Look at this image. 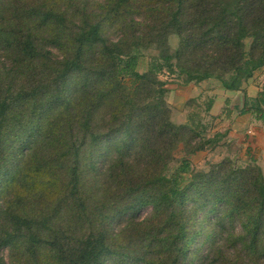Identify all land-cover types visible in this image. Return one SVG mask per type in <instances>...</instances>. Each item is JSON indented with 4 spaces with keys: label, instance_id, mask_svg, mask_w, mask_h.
<instances>
[{
    "label": "rangeland",
    "instance_id": "obj_1",
    "mask_svg": "<svg viewBox=\"0 0 264 264\" xmlns=\"http://www.w3.org/2000/svg\"><path fill=\"white\" fill-rule=\"evenodd\" d=\"M106 4L107 0H72L71 3L69 0H0V85L3 94L10 93L11 97L0 122V242L5 229V215L15 208L19 213H24L41 223L34 239L37 242L34 250L26 251L22 236L2 246L0 256L6 264L15 263L17 260L18 263L33 264V259H39L43 263L54 262L60 256L55 250H50L46 243H58L61 237L66 235V241L74 245L82 233L88 230L89 219L96 227L102 226L111 240V252L105 256L106 264H146V260L156 264L158 257L165 254L161 249L164 245L158 242L157 237H166L161 228L166 218L160 215L156 220L151 219V205L133 210L125 208L135 193L125 186L124 172L117 165L129 163L143 169L145 166L152 167L154 161L149 153L150 147L141 152L140 147L136 148V145L129 141L131 138L119 146L122 137L118 133L109 135L114 134L110 131L123 119L122 108L125 107L120 97L121 92L107 95V89H110L108 77L112 73L106 71L105 75L102 73L103 75L97 76L95 73L74 72L53 83L45 92L42 89L27 96H18L21 89L30 87L33 83H43L47 78V67L40 64V60V63L35 62L32 69L29 68L27 56L21 55L17 38L25 41L24 36L29 34L39 45V51L49 50L56 57L70 49L79 18L68 29H63L56 17L43 18L48 9L52 8L54 13H57L60 6L77 7V15L82 11L90 13L88 17L92 21L102 24L99 33L106 42H115L119 37H124L131 26L130 19L142 20L141 14H134V11L124 12L122 8L118 13H108L107 17ZM7 7L9 13H15L13 18L19 17L12 23L2 19L5 14L3 10ZM252 42V38L243 41L244 51H250ZM168 43L172 51L180 46L175 35L169 36ZM95 46V49L88 51L90 60L87 63L93 65L104 58L108 62L104 48ZM203 49H213V46L205 43ZM102 51L104 54H101ZM157 53L158 50L153 48L144 50L137 72L143 73L150 58ZM180 59L188 63L187 60L194 58L181 56ZM176 60L175 58L174 61ZM14 64L19 73H14L18 79L12 80L8 73ZM158 79L165 82L168 89V111L163 110V114H159L154 120V128L148 131L151 134V143L154 142L155 147L161 150L169 147L167 133H164L161 139L154 135L156 127L164 126L169 115L177 126L189 121L194 127V131H188L186 127L179 131V142L173 147V156L168 153L166 155L168 160L172 158L168 169L177 167L179 161L186 157L195 172H209L213 166L220 164L221 169H217V173H228L229 166L232 169L258 168L264 179V127L253 114L240 112L244 100L249 102L262 91L264 67L257 69L252 77L242 84L239 91L225 90L216 79L185 85L175 74L167 72L160 73ZM147 95V92L142 93L139 99L143 100ZM125 109L127 110V107ZM177 109L182 111H176ZM87 113L94 115L91 121L97 134V137L89 142L86 137L89 131H81ZM135 113V119L142 118L139 110H135ZM188 116L192 119H187ZM72 127L74 131L71 130ZM83 132L85 133L82 139L86 137L84 143L82 139L81 142L78 141L80 133ZM69 136L72 140H69ZM73 141H77V185L86 200L84 207L79 206L73 198L63 196L67 173L74 162L71 148ZM158 142L162 145L156 144ZM126 145L133 148L126 151ZM35 146H39L40 151L36 159L29 161ZM192 146L203 148L185 155V151ZM48 159L49 162L44 165ZM114 163L116 167L108 174L109 166ZM155 165L157 168L156 161ZM156 168L155 173L158 172ZM198 179L202 180L200 188L192 190L188 187L185 194L176 201L177 207L189 205L191 215L195 211L193 219L196 218V223L192 224L191 228L188 225L187 236L181 242L185 250L180 254L178 264H254L256 259L260 264H264V225L259 235L260 241L254 244V251L250 253L244 249L246 242L239 236V222H225L220 225L217 219L220 215H217L220 205L205 206L203 197L200 196L208 194L211 186L205 189L208 182L203 183V177ZM140 180V184L137 183L139 186L135 185L144 187L146 194L159 192L157 187L161 188L160 184H149L152 177L149 180ZM249 181L250 176H247L245 182ZM194 191L198 193L193 203L180 204ZM139 192L136 194H140ZM198 198H202L200 202ZM242 211L254 213L251 208ZM78 212L84 213L86 219L81 220ZM47 217L48 221H44ZM148 220L153 223L143 231V224ZM77 223L81 224L79 230L75 228ZM152 226L153 234L157 235V239L153 241L151 237H146ZM162 240L167 245V238ZM129 257L139 260L129 261Z\"/></svg>",
    "mask_w": 264,
    "mask_h": 264
},
{
    "label": "trees",
    "instance_id": "obj_2",
    "mask_svg": "<svg viewBox=\"0 0 264 264\" xmlns=\"http://www.w3.org/2000/svg\"><path fill=\"white\" fill-rule=\"evenodd\" d=\"M71 2L72 0H69V3ZM185 4L186 7H184ZM105 6H107V17L108 13H118L122 8L125 10L124 12L134 11V14H141L142 20L140 21L139 18L138 21L130 19L131 26L124 37H119L115 42H106L99 33L102 24L99 21H92L88 17L90 13L82 11L77 15L76 13L79 12L77 7L60 6L57 13H54L52 8L48 9L43 18L56 17L63 29H68L79 18V23L76 24L77 30L73 32L74 38L70 49L56 57L49 50L39 51V45L29 34L24 36L25 41L17 38L21 55L27 56L29 68L32 69L35 62L40 63V60H42L40 64L47 67L46 80L43 83H33L30 87L21 89L18 96H27L32 92H40L42 89L45 92L50 89L53 83L63 80L65 76L74 72L95 73L97 76L103 75L106 71L111 72L112 74L108 77L110 89H107V95L112 96L114 92H121L120 97L127 110L123 106V119L112 128L113 131H110L114 134L109 135L118 133L122 137L119 146L131 138L128 140L132 145H136V148L140 147L139 151L141 152L150 147L149 153L154 161L152 167L145 166L143 169L129 163H121L117 166L121 167V171L124 172L125 186L135 193L125 208L133 210L137 207L151 205L153 207L151 219L156 220L160 215L166 218V220L163 218L161 228L165 231L166 237L162 239L167 238V245L160 239L161 237L153 234V226L150 233L146 234L147 238L151 237V241L158 238V242L164 245L161 249L165 254L158 257L156 264H178L180 254L185 250L181 242L187 236L188 225L191 228V225L196 223V218L193 219L195 211L191 215L189 205L177 207L176 201L185 194L188 187L192 190L199 189L202 181L198 179L200 177H203V183L208 182L205 189L210 186L212 189L210 188L205 196L201 195L200 197L203 199L198 198L199 202L202 199L205 206L220 205L217 213V215L220 213L217 218L220 225L225 222L238 221L239 236L246 242L244 249L253 253V246L255 247L254 244L260 241L259 235L264 225V179L260 169L252 170L239 167L232 169L229 166V172L223 174L222 171L216 172L221 167L218 164L213 166L209 172H195L189 160L183 157L177 167L170 170L167 166L172 158L168 160L166 155L168 153L173 156V147L179 142L177 139L179 131L184 130L183 127L188 128V131H194V127L189 121L177 126L169 115L164 122L165 125L157 126V131L154 132V135L160 139L164 133L168 134L169 147L163 150L156 148L154 142L151 143V134L148 131L151 130L150 128H154V120L158 118L159 114H163V110L166 112L168 107L166 104L168 89L166 83L158 79L160 73L175 74L185 85L216 79L225 90L239 91L242 84L246 83L257 69L264 67V0H187V3L185 0H107ZM3 12L5 14L2 19H6L9 23L19 18H13L15 13H9L8 7ZM170 35L177 36L180 42L179 48L174 51L171 50L168 43ZM246 38L253 40L249 52L242 48ZM205 43L212 44L213 49L205 51L203 49ZM95 45L104 48L107 52L105 57L109 59L108 62L104 58L101 62L98 61L93 65L87 63L90 60L88 51L95 49ZM150 48L158 50V53L150 58L146 70L143 73H138L136 69L139 60L143 56L144 50ZM101 54L104 52L102 51ZM181 56L194 59L187 60L188 63H186L180 59ZM175 58L176 61H174ZM16 72L19 73V69L14 64L8 73L12 80L17 78L14 76ZM1 88L2 85H0V122H2L8 107L7 101L11 100L10 93L3 94ZM146 92L148 95L140 100L139 96ZM263 105L264 87L257 93L255 99L249 102L244 100L240 112L253 114L264 127ZM135 110H139L142 118L135 119ZM93 116L91 113L86 114L87 120L84 119L85 122L83 121L81 130L89 131L86 136L88 142L97 137L91 121ZM187 119H192V117L188 116ZM130 128L132 131H129ZM71 130L75 129L72 127ZM84 133H80L79 142H81ZM86 137L84 140L82 139L83 143ZM68 138L72 140L71 136ZM76 144L77 141L72 142L74 162L67 173L68 179L65 181L63 196L64 198H73L79 206L83 205L84 207L86 200L77 185ZM156 144H161V142ZM38 147H33L29 161L36 159L40 151ZM132 148L130 145H126L124 149L129 151ZM202 148L192 146L191 149L185 151V155L195 153ZM49 160H45L43 164L46 165ZM149 163L152 164L150 161ZM115 167V163L111 164L107 173L109 174ZM155 168L158 169L157 173H155ZM247 176H250L248 183L245 182ZM151 177L152 180L149 181V184L161 185V188L153 185L159 190L157 194H146L144 187H138L140 179L149 180ZM138 192L140 194H136ZM197 193L194 191L180 204L193 203ZM246 194L249 196H244ZM248 208H251L254 213L242 211ZM78 214L81 220L87 217L84 213L78 212ZM4 219L5 229H3L0 249L5 243L13 242L18 236L23 237L26 251L36 248L37 242L34 239L37 237L40 221L29 218L24 213H19L16 208L10 214L5 215ZM47 219L48 217L43 220L48 221ZM152 223V220L146 221L143 224V231L150 228ZM87 225L88 230L82 233L81 238L74 245L66 241L68 239L66 235L62 236L58 243L52 241L46 243L50 250L58 252L59 259L46 263L39 259H33V264H106L105 256L111 252V240L102 226L96 227L90 219L87 221ZM80 226L81 224L77 223L75 228L79 230ZM129 258L128 260L133 262L139 260L134 257ZM16 262L11 264H22ZM153 262L146 260V264ZM0 264H6L1 256ZM254 264H260V262L256 259Z\"/></svg>",
    "mask_w": 264,
    "mask_h": 264
},
{
    "label": "crops",
    "instance_id": "obj_3",
    "mask_svg": "<svg viewBox=\"0 0 264 264\" xmlns=\"http://www.w3.org/2000/svg\"><path fill=\"white\" fill-rule=\"evenodd\" d=\"M190 84H194V83H190ZM187 85H189V84H187ZM176 111H179V112H180V111H182V110H180V109H177Z\"/></svg>",
    "mask_w": 264,
    "mask_h": 264
}]
</instances>
